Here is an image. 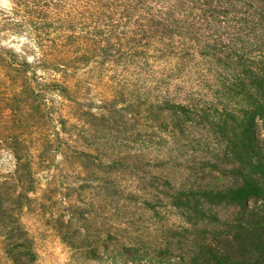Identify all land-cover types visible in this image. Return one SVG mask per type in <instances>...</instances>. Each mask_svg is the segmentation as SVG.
Masks as SVG:
<instances>
[{"label":"clouds","instance_id":"obj_1","mask_svg":"<svg viewBox=\"0 0 264 264\" xmlns=\"http://www.w3.org/2000/svg\"><path fill=\"white\" fill-rule=\"evenodd\" d=\"M219 7L223 11L213 19L199 0L171 8L155 4L150 11L131 10L129 19L119 4L49 0L38 6L45 15L37 23L60 26L48 30L60 36L56 48L39 29H29L22 56L19 46L4 41L11 51L0 52V189L6 191L0 201V264H15L13 253L25 250V242L28 264H147L164 232L192 230L195 203L208 195L201 189L209 179L197 175L194 156L217 141L194 130L190 120L173 132L149 113L228 111L222 61L229 50L248 60L264 56V23L245 5ZM100 13L106 23L109 16L110 23L119 20L116 32L129 35L132 21L165 17L187 31L144 43L149 49L171 43L173 52L185 53L159 61L149 50L138 60L126 45L108 53L100 51L103 40L89 47L84 38L100 39L92 35L95 28L107 32L105 24L95 23ZM16 22L15 16L6 21ZM65 37L75 43L60 49ZM114 114L122 117L121 125L113 126ZM126 159L140 160L145 170H163L170 191L188 198L189 210L145 187L143 172L121 174L112 196L101 195L103 181L90 169L99 174ZM129 193L137 198L131 209L125 204ZM152 198L161 201L159 216L148 203ZM10 240L21 247L13 249ZM94 248L95 255H84Z\"/></svg>","mask_w":264,"mask_h":264},{"label":"trees","instance_id":"obj_2","mask_svg":"<svg viewBox=\"0 0 264 264\" xmlns=\"http://www.w3.org/2000/svg\"><path fill=\"white\" fill-rule=\"evenodd\" d=\"M49 0H8V5L0 4V52H10L4 47V41L16 44L21 49V56L25 49L24 37L29 29L35 32L37 29L44 32V38L50 41V47L56 48L60 36H50L48 30L53 32L59 25L53 26L49 22L37 23L43 20L44 13L39 11L38 6L42 3L46 6ZM195 2V0H96L97 4L107 7L109 4L123 5L124 11L121 16L131 19V10L144 8L150 11L155 4H167L170 8L182 6ZM206 6V12L215 19V16L223 10L221 4H242L251 9L250 15L255 21L264 23V0H199ZM35 7L29 8L27 5ZM27 16L21 15L20 6ZM12 16L17 18L16 23H6ZM100 13L95 20L96 24H105V29L95 28L92 35L100 39L84 38V43L89 47H99L100 40L104 45L101 52H111L117 46L126 45L133 50L136 59H146L151 51L152 59L167 60L172 55H184L185 50L179 49L173 52L171 43H153L149 45L145 41L152 42L163 37H171L173 33L187 31L186 28L167 20L165 17L153 18V16L142 17L140 20L132 21L134 28L129 29L131 35L121 31L116 32L117 23H110L111 16L106 23ZM142 20V22H141ZM128 23L127 20L124 21ZM110 25V26H109ZM17 36L19 39H12ZM75 43L74 38L65 37L60 44V49H66ZM79 46V45H78ZM212 50V46H207ZM143 49V51L141 50ZM216 51H220L219 42L215 45ZM118 50V48H117ZM2 61V57H0ZM225 72L226 86L224 95L231 104L227 112H220L215 107L197 108L193 107L187 112H160L153 109L149 117L168 127L175 132L177 128L181 131L186 129L188 121L194 130L202 133H212L217 141L212 150L197 152L194 161L197 165V175L203 173L209 176L206 187L202 191L208 193L203 199H197L195 203V225L191 231H166L162 238L154 246L155 251L148 260L153 263L152 258H165L167 261L173 259L172 264H264V233H259L255 227L257 223L248 224L246 218L251 217L248 208V198L252 195L264 198V189L259 186L260 177L264 176V151L257 145L253 133V126L258 118L264 127V56L258 60H248L236 57L229 50V54L222 61ZM234 106V107H233ZM122 124L119 114L113 116V126ZM226 142V143H225ZM43 159V157H42ZM93 175H98L103 183L100 186V194L111 197L113 193L114 180L121 174L143 172V183L145 187L155 188L157 193H163L165 197H171L172 202L179 207L189 210L186 197H177L169 189L164 181L165 173L161 169L145 170L140 160L126 159L105 166L97 174L96 169H90ZM226 174L234 176L232 184H224L219 177ZM6 198V191L0 189V201ZM136 196L128 194L125 201L126 207L134 208ZM154 213L159 216L161 212V201L152 198L149 202ZM223 207L234 208L229 215L222 217L218 215V209ZM2 215V213H0ZM264 229V228H263ZM13 249L21 246L12 243ZM27 244L23 245L25 250H17L13 253L15 264H28L30 254L26 251ZM98 249L84 255H95ZM135 250H133L134 252ZM25 257L21 260L20 257ZM161 261V260H159ZM163 263V262H162Z\"/></svg>","mask_w":264,"mask_h":264},{"label":"rangeland","instance_id":"obj_3","mask_svg":"<svg viewBox=\"0 0 264 264\" xmlns=\"http://www.w3.org/2000/svg\"><path fill=\"white\" fill-rule=\"evenodd\" d=\"M0 4L2 5H8V0H0ZM234 107V106H233ZM253 133L256 137V141H257V145H259L261 148H263L264 151V127L262 126L261 121L257 118L255 125L253 126ZM259 186L261 188L264 189V176L259 178ZM219 180L224 183V184H232L235 179L234 176L231 174H226L224 176L219 177ZM264 195V192L263 194ZM248 208L250 209L251 212V217H246L245 214H240L239 216L243 217L244 219L246 218V222L248 224H252V223H257V227L256 230L259 233H264V198H262L261 196H256V195H252L248 198ZM233 210H235L234 208L231 207H223L221 209H218L217 213L219 216L222 217H226L227 214L229 215L230 211L232 212ZM233 213V212H232ZM152 257L151 255L149 256V258ZM153 259V263L147 262V264H172L174 261L173 259H170L169 261H167V259L165 258H152ZM161 260V261H159ZM163 262V263H162Z\"/></svg>","mask_w":264,"mask_h":264}]
</instances>
